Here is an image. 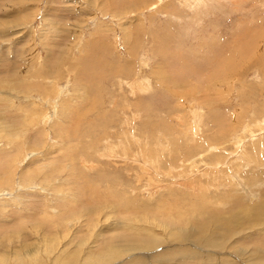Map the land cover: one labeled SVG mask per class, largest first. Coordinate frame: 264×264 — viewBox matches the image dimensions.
<instances>
[{
    "label": "rangeland",
    "instance_id": "1",
    "mask_svg": "<svg viewBox=\"0 0 264 264\" xmlns=\"http://www.w3.org/2000/svg\"><path fill=\"white\" fill-rule=\"evenodd\" d=\"M263 215L264 0H0V264H264Z\"/></svg>",
    "mask_w": 264,
    "mask_h": 264
},
{
    "label": "bare ground",
    "instance_id": "2",
    "mask_svg": "<svg viewBox=\"0 0 264 264\" xmlns=\"http://www.w3.org/2000/svg\"><path fill=\"white\" fill-rule=\"evenodd\" d=\"M230 1H232V0H230ZM214 9V8H213ZM262 207V206H261ZM254 208H256V206H254L253 207V209ZM259 208V207H258ZM248 209H249V207H248ZM250 212V211H249ZM226 214V213H225ZM246 216V215H245ZM244 216V217H245ZM264 216V215H263ZM237 217V216H236ZM211 217H208V219H210ZM240 218V216L238 217V219ZM253 218V217H252ZM262 218L263 217H259V219H256L255 220V216H254V218L252 219L253 220V224H251V225H249V230H244V229H242V227H241V229H239V227H236L235 228V226L233 227L231 224H229L228 222L226 223V222H224L223 220H219L217 217L215 218H211L212 220L209 222V221H203V223H201V224H197L198 226L195 228L197 231H198V233H204V232H206L205 230L207 229V233H205L204 235L202 234V238L205 240V241H207L204 245H206V246H208V245H210V246H212V245H215V246H217V245H219V244H221V243H224L225 242V244L226 243H228L229 241L228 240H232L233 241V239H235L236 237H238L239 235H243V234H246V233H248V231L250 232V231H252V229L253 228H255V227H257L259 224H260V222H261V220H262ZM224 219H225V217H224ZM233 219L235 220V222H236V218H235V216L233 217ZM241 219V218H240ZM245 222H246V220H244ZM243 221V222H244ZM242 222V221H241ZM252 222V221H251ZM247 223H250L249 221L247 222ZM237 224V223H236ZM230 225V226H229ZM233 228H232V227ZM236 226H238V225H236ZM243 226V225H242ZM244 226H246L245 224H244ZM243 226V227H244ZM259 228H261V226L259 227ZM227 229V230H226ZM258 229V228H257ZM226 230V231H225ZM256 230V229H255ZM195 231V230H194ZM261 231V230H260ZM193 233V232H192ZM193 235V234H192ZM223 241H222V240ZM226 245H228V244H226ZM225 246V245H224ZM221 247H223V246H221ZM190 254H192V253H190ZM252 258H255V259H258V258H263L264 257V255H262L261 257H253V254H251L250 255ZM73 263V262H72ZM260 264V263H259Z\"/></svg>",
    "mask_w": 264,
    "mask_h": 264
}]
</instances>
